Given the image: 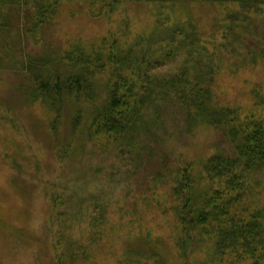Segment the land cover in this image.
<instances>
[{"label":"rangeland","instance_id":"rangeland-1","mask_svg":"<svg viewBox=\"0 0 264 264\" xmlns=\"http://www.w3.org/2000/svg\"><path fill=\"white\" fill-rule=\"evenodd\" d=\"M236 2L119 0L109 8L62 0L36 38L24 35L18 43L0 35V264H264V254L258 263L228 251L213 256L207 235L196 234L186 257L178 247L174 176L191 162L194 176L204 177L201 161L233 151L219 129L188 119L164 95L121 134L95 135L93 126L119 75L136 89L147 83L131 73L134 57L114 63L136 42L130 54L146 48L168 58L151 73L178 74L185 61L187 75L202 80L213 103L237 108L243 123H264V5L248 13ZM8 13L14 22L16 11ZM27 13L30 19L33 9ZM75 45L100 56L104 67L94 75V98L67 99L53 122L55 111L35 98L21 61ZM243 203L248 211L264 205L259 174L248 175Z\"/></svg>","mask_w":264,"mask_h":264},{"label":"trees","instance_id":"trees-1","mask_svg":"<svg viewBox=\"0 0 264 264\" xmlns=\"http://www.w3.org/2000/svg\"><path fill=\"white\" fill-rule=\"evenodd\" d=\"M60 1L62 0H0V35L5 34L7 38L8 33L17 36L18 43L24 35L36 38L40 28L55 14ZM87 1L101 2L110 8L119 0ZM236 1L248 13L260 10L264 5V0H234ZM28 7L33 9L30 19L27 16ZM11 9L16 11L14 22L13 16L10 17L8 13ZM245 17L250 18L249 15ZM174 33L177 32L172 30L170 38L175 37ZM194 36L193 32L186 34L188 39ZM188 44L196 45V41ZM138 45L140 43L136 42L130 46L127 55L120 59L116 57L114 63H131L134 57L136 66L131 68V73L139 74L147 83L136 89L137 85L132 79L119 75L110 86L102 108L98 109L94 117L95 135H118L127 128L138 125L143 119L144 108L157 95H164L179 103L188 119H197L219 129L233 145V151L229 154L213 153L201 161L204 177L194 176L191 162L182 165L174 176L170 191L175 200L174 211L180 227L178 247L186 257L189 242L196 240V234L207 235L211 241L213 256L228 251L235 253L237 257L249 256L258 263L264 254V205L248 211L243 199L249 174L257 173L264 181V123L256 120L243 123L237 114V108L213 103L212 93L205 88L202 80L199 83L196 78L195 84L192 76L187 75L185 61L178 69V74L173 73L167 77L156 72L151 73V69L165 64L168 58L160 54L152 55L146 48H141L146 51L145 54L139 48L137 54H130ZM102 67L104 64L100 56H92L79 45L57 56L26 55L21 61V68L29 71L34 79L32 93L35 98L38 97L55 111L53 122L59 118L60 110L67 99L82 97L91 101L94 98L97 89L94 75ZM150 83L158 85L153 88L149 86ZM201 179L205 180L198 189L196 185ZM161 264H165L164 261Z\"/></svg>","mask_w":264,"mask_h":264}]
</instances>
